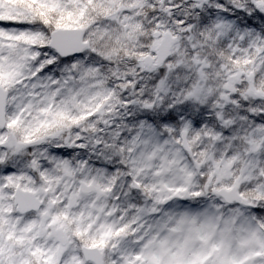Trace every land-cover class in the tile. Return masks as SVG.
Segmentation results:
<instances>
[{"label": "snow or ice", "instance_id": "obj_1", "mask_svg": "<svg viewBox=\"0 0 264 264\" xmlns=\"http://www.w3.org/2000/svg\"><path fill=\"white\" fill-rule=\"evenodd\" d=\"M0 264H264V0H0Z\"/></svg>", "mask_w": 264, "mask_h": 264}]
</instances>
